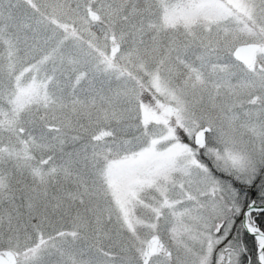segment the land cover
Masks as SVG:
<instances>
[{
    "label": "snow or ice",
    "instance_id": "obj_1",
    "mask_svg": "<svg viewBox=\"0 0 264 264\" xmlns=\"http://www.w3.org/2000/svg\"><path fill=\"white\" fill-rule=\"evenodd\" d=\"M0 264H264V0H0Z\"/></svg>",
    "mask_w": 264,
    "mask_h": 264
}]
</instances>
